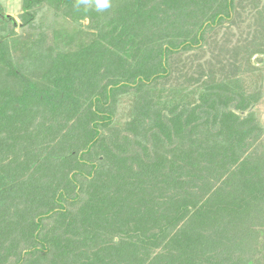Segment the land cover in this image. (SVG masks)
Returning a JSON list of instances; mask_svg holds the SVG:
<instances>
[{"label": "trees", "instance_id": "trees-1", "mask_svg": "<svg viewBox=\"0 0 264 264\" xmlns=\"http://www.w3.org/2000/svg\"><path fill=\"white\" fill-rule=\"evenodd\" d=\"M135 1L116 8L114 43L102 42L99 21V41L73 49L48 44L43 24L20 41L0 6V42L25 47L4 65L11 53L0 45V82L7 69L15 78L0 97V264H264V124L245 111L264 85L244 86L264 67V31L234 47L223 67L237 72L209 82L198 63L200 75L167 87L169 56L201 48L210 18L174 46L150 25L157 5ZM54 15V43L77 37L67 26L78 14ZM27 52L50 58L36 78L22 70L36 58Z\"/></svg>", "mask_w": 264, "mask_h": 264}, {"label": "rangeland", "instance_id": "rangeland-1", "mask_svg": "<svg viewBox=\"0 0 264 264\" xmlns=\"http://www.w3.org/2000/svg\"><path fill=\"white\" fill-rule=\"evenodd\" d=\"M145 1L147 6L155 7L154 5H157V9L152 15V22L150 21V25H154V28L158 29L156 35L169 42L170 45H181L184 40H187L188 38L186 32H193L191 35L197 33L200 30L199 26L205 22V19L207 20L210 18L204 27V29H208L206 31V37L204 36V40L201 43V48H188L169 56L168 59L172 72L171 76L166 81L167 87L182 81L183 77H185L187 73L195 76L200 75L198 72L202 67L201 64L197 65L198 63H204L202 65H204L205 70L209 73H212L211 79L213 80H206L209 82H215L214 76L217 77V75H223L224 73L228 74L233 70L231 69L232 64L227 67L223 66L227 65L229 62L231 63L235 61V53L233 50L234 47L238 44L248 46L250 43L249 40H251V37L248 36L252 35V30L257 29V31H264L262 28L264 25V0H234L233 7L230 6V11L233 12V16L231 18H225L220 22H216V25L214 24L213 27V12L226 9V6H224L223 3L228 2L229 0ZM136 2L137 1L135 0H80V2L67 0H44L40 6H38V4H34V6L30 7V9H25V0L24 3L23 0H0V6L2 7V12L9 15L10 18L15 21V23L13 22L14 25H12L15 27L16 31L19 32L15 36L17 39H20V41H25L31 38H27L31 32L36 35V38L40 37V33L43 32L38 31V26L43 24L44 29L41 30H46L48 44L57 46L59 48L73 49L75 45L78 46L81 41H84V43L91 42L93 39L99 41V33L102 29L99 26L101 24H99V21L104 22V37L102 38V42H105V40L108 38H113L112 42L114 43V37L116 36L115 34H117V32L114 30L115 25L116 30H118V13L116 12V8L120 4L126 5L127 3L134 4ZM57 3L61 5L60 8L57 6ZM35 11H37V13L34 15ZM27 13H32L34 15L32 20H28L32 25V27L30 26L31 28L28 26V24L26 25V20L28 19V17H26ZM54 14L60 15V20H71V16H77L78 14V17H81V20L75 24L67 26L68 31L75 32L77 37L75 35L67 34L64 35L65 42L61 43L59 40H56L54 43L53 40L55 38V27L49 26L50 22L55 18ZM89 19H91V23ZM126 19L129 20L128 15L126 16ZM187 23L192 24L189 25L190 27H188ZM55 26L57 25L55 24ZM187 27L190 29H187ZM258 28L262 30H259ZM207 35H210V38H208ZM75 37V44H71L69 46L67 42H70V40L74 39ZM3 42L5 44L0 42V45L3 44L6 46V50L11 53V57L8 55L5 57V65L7 62H13L15 59L17 60L18 55H16V50L22 51L25 47L16 49L13 47L12 41H9L8 44V39L4 40ZM15 44L18 43L15 42ZM184 44H187V41ZM102 45L98 44L97 46L101 47ZM26 49L28 50V48ZM240 49L245 50L246 48L242 47ZM104 53L107 55L106 58H110L115 55V53H112V51H106ZM27 56L36 57L31 61H23L25 65L22 70L25 71L28 76L32 75L34 78H36V76H39L38 73L41 67L44 68L50 66V58L44 57L43 55H38V53H33V55H31L29 52H27ZM239 57L243 59L242 52L240 53ZM43 58L45 59L44 61ZM106 58H103V56H101L99 53L98 59H102L103 61ZM236 58L238 57L236 56ZM257 60V67H263L264 63H262L259 59ZM243 64L245 63L243 62ZM93 70L95 72L101 71L97 63L93 64ZM10 71L11 69H7L6 76L1 79L0 97L2 96L3 92H5L3 87L6 84H10L11 82L15 81L14 77H9ZM235 71L236 70H233V72ZM258 72L260 76L258 75ZM245 75L244 86H247V89H253L258 83L264 85V80L261 81V77L264 75V67L259 68L257 71L248 72ZM40 85L43 84L40 82ZM237 99L239 100V97H236V100ZM255 109H258L259 118L264 124V96L260 102L253 104L249 110L245 111L248 113L250 110ZM120 114L123 115L122 112H120Z\"/></svg>", "mask_w": 264, "mask_h": 264}]
</instances>
